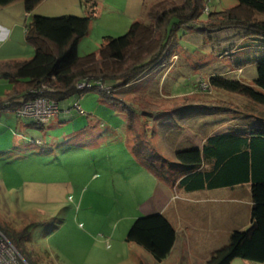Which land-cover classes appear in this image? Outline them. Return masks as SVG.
Returning <instances> with one entry per match:
<instances>
[{
    "label": "rangeland",
    "instance_id": "1",
    "mask_svg": "<svg viewBox=\"0 0 264 264\" xmlns=\"http://www.w3.org/2000/svg\"><path fill=\"white\" fill-rule=\"evenodd\" d=\"M52 1L40 8L44 12L41 14L60 17L57 15L63 12L64 1ZM236 4L237 0H208L213 11L229 9ZM31 18L24 0L0 6V64L34 56L35 47L26 39V26ZM112 21L98 22L97 28L84 38L87 43L82 44L80 52H97L103 36L123 35L133 23L125 25L124 21L120 23L121 19ZM190 31L191 28L184 26L177 32L173 42L179 46L178 53L163 69L150 71L128 86L126 96L116 92V100L104 98L103 103L97 92L89 91L83 94L80 103H75V96L60 102L61 108L71 112L72 118L66 124L59 126L61 122L54 121L42 128L31 125L36 122L32 118H18L7 105L0 109V227L31 263L136 264L134 258L137 256L145 261L151 258L145 250L126 241L130 228L141 216L166 207L174 211L177 206L174 196L185 192L176 183L170 189L140 164L128 149L127 141L130 139L133 145L140 138L153 149L157 148L166 160L174 161L178 149L210 133L257 126V120L247 112L263 114L264 104L216 88L210 78L223 75L254 84L256 65L243 69L237 63L242 59L252 62L264 58V46L259 50L255 48L262 43L260 39H249L252 37L249 28L207 30L205 35L199 30ZM204 36L209 40L204 41ZM244 42L255 47L242 52ZM164 74L166 76L162 77ZM13 86L10 80L0 77V96L4 97ZM114 101L118 104L116 108L109 105ZM149 103L154 107H148ZM77 104L86 114L78 112ZM91 113L95 116L93 119L101 121L94 142L78 138V144H61L65 137L76 134V129L88 124L90 117L87 116ZM20 120L29 125L23 128ZM131 124L134 126L129 127ZM258 125L264 127L259 122ZM39 140L44 145H38ZM27 178L68 186L66 197L48 204L25 202L18 186L20 188ZM183 195L181 204L186 205V194ZM246 217L243 214L232 220L230 236L235 231L250 228V225L244 226ZM214 234L202 245L200 239L201 242L196 241L197 247H184L182 253L172 258L170 254L162 264H205L213 253L205 260L206 251L220 246L223 241L224 236L219 238ZM138 261L141 264L143 260ZM145 264L161 263L146 261ZM231 264L264 262L235 258Z\"/></svg>",
    "mask_w": 264,
    "mask_h": 264
},
{
    "label": "trees",
    "instance_id": "2",
    "mask_svg": "<svg viewBox=\"0 0 264 264\" xmlns=\"http://www.w3.org/2000/svg\"><path fill=\"white\" fill-rule=\"evenodd\" d=\"M15 1L0 0V6H8ZM42 1L24 0L32 17L26 26V39L35 47V54L28 60L0 64V77L14 84L4 97L0 96V109L7 105L16 113L31 101L48 98L58 102L60 113V102L74 96L80 98L89 91L111 100L117 99L116 92L126 96L128 86L131 87L150 71L163 69L178 53L179 46L176 47L173 40L184 26L191 28L190 33L199 30L204 35L207 30L249 28L252 36L249 39H260L262 43L255 47L244 42L240 50L243 52L254 47L259 50L264 46V0H237L235 6L220 11H213L208 0H152L146 3L142 16L125 34L117 37L105 35L97 52L81 55L78 43L90 32L95 15L47 17L33 14ZM203 39L209 40L205 36ZM251 64L257 68L254 84L223 75L211 77L210 82L216 88L264 104V58L252 62L242 59L237 63L240 68ZM82 82L91 86L79 88ZM198 86L199 83L196 90ZM156 88L161 90L159 86ZM78 106L82 109L77 104L78 112L86 114ZM148 107L154 106L149 103ZM247 115L257 120V126L212 133L202 148L178 149L174 161L166 160L157 148L153 149L140 138L132 145L135 156L171 189L173 183L182 192L189 193L251 185L254 202L252 226L246 231L233 232L229 243L215 250L205 264H231L235 258L264 262V127L259 128L258 125V122L263 125L260 120H264V113L249 111ZM29 118L42 126L52 120L41 122L37 118ZM38 145L44 144L40 142ZM0 231L8 235L2 227ZM176 239L173 223L162 212L137 218L126 237L128 243L143 247L158 263L171 254ZM21 256L28 264H33ZM141 264L145 262L141 261Z\"/></svg>",
    "mask_w": 264,
    "mask_h": 264
},
{
    "label": "crops",
    "instance_id": "3",
    "mask_svg": "<svg viewBox=\"0 0 264 264\" xmlns=\"http://www.w3.org/2000/svg\"><path fill=\"white\" fill-rule=\"evenodd\" d=\"M51 1L52 0H43L42 2H40L35 8V10L33 11V14L44 13L43 11L40 10V8L50 3ZM63 1H64L65 8L63 9V12L58 13L60 15H57V16L75 15V16L83 17V16H89L91 14L95 15L93 18V21L91 22V29L88 35L91 34L97 28L98 22L101 23L104 20L113 22L112 21L113 19H115V21L117 19H121L120 23H123L124 21L125 25L134 22L136 19L142 16L143 11L145 9V5L147 2H149V0H63ZM53 2L54 1H52V3ZM60 3H63V2H60ZM29 15H31V13H29ZM87 36H85L84 38H86ZM84 38L81 39L78 43V52L81 55L87 54L86 51L80 52L82 49V44L86 41V39ZM251 65H254V64H251ZM251 65H247L243 67V69ZM255 78L256 77H254V79ZM82 97L77 98L75 100V103L77 102L80 103V99ZM103 99L104 98L99 97L100 101H102ZM102 102L104 103V101ZM109 105L114 106V108L118 106V104L111 103V102H109ZM123 111L128 114L126 109H123ZM70 114L71 112L69 110L61 108L60 113L57 114L54 118H52V120L48 124L52 125L54 121H56V123L58 121L61 122L59 126L61 124H66L72 118ZM15 115L20 119H27V118L18 116L16 113ZM92 115H93L92 113H91V116H89L88 114L87 117L88 118L90 117L89 118L90 120L88 121V124L83 129H76L75 130L76 134L65 137L64 140L60 141L61 144H66V146L72 145V144H78L77 142H79V140L82 141L86 139L92 140V143H93L94 140L96 139V135L99 133V130H96V129L99 127V122L101 121H96L95 119H93L95 118V116H92ZM123 115H126V114H123ZM123 117H127L128 119V116H123ZM20 121H21L23 128L29 125L27 122H22L23 120H20ZM260 121L263 122L262 124L264 125V120H260ZM31 125L42 126V125L35 124V122L33 124L31 123ZM45 127H46L45 125L42 126V128H45ZM211 134L212 133L206 135V137L201 138L199 141L190 142L186 148H190V147L191 148L192 147L202 148L203 145L206 143L207 138ZM23 135L26 136L25 134ZM39 142H42V141L39 140ZM127 146L130 152L135 157V159L140 164L148 168L133 153L132 144H131L130 139L129 141H127ZM27 147L29 149H32L31 145H27ZM20 188L18 186V189L20 192L19 195L21 196L22 200H24L25 202H40V203H45V204H48L57 198H61V197L65 198L66 197L65 194L68 191V186H63L62 184L48 182L46 180L37 181L35 179H28V178L21 182ZM183 194H186V202H187L186 205L181 204L183 203V201H181L182 198L180 197L181 196L183 197L184 196ZM224 200H227L226 204ZM173 201L176 202V205H177L176 207H174L175 208L174 211L169 210L168 207H166L165 210L163 209L165 211L164 214H166V216L170 219V221L173 223L177 231V239H176L174 248L171 252V258L173 257L174 254H178V252L182 253L183 251L182 248L184 247H191V246L197 247L198 243H196V241H200V239H202V242L200 241L201 245L202 243H206L204 240L209 239L213 233H215L214 235L218 236L219 238H221L220 235L224 236L223 241L220 239L221 240L220 246L227 245L231 238L229 234L232 228L231 226L232 220L238 219L237 217L243 214L247 215L244 226L245 225L246 226L250 225V227L252 226V208H253L254 202H253V195L251 192L250 184H247L244 186L225 187V188L212 189V190L205 189V190L194 191L190 193L185 192V193H182V195L178 197L177 195L174 196ZM178 201L180 202L178 203ZM179 205H181L182 207H180ZM185 207H187V210L183 209ZM163 210H161L160 212H162ZM168 210H169L170 216H168L167 214ZM20 211L24 212L22 211V209H20ZM155 212L156 211H154V213ZM171 212H172V215H171ZM233 228H236V226ZM133 245H136L139 248L145 250L143 247L137 244H133ZM220 246L218 247L212 246L211 248H209L206 251L207 253L204 255L205 260L208 259L210 253L219 249ZM145 251L148 254H150L147 250ZM150 256L153 260H151V258H148L146 256L147 257L146 261L156 262L151 254ZM138 259L143 260L146 263V261L142 259V257L137 256L136 258H134L136 264L139 263ZM164 261H166V259ZM163 262H161V264Z\"/></svg>",
    "mask_w": 264,
    "mask_h": 264
},
{
    "label": "built area",
    "instance_id": "4",
    "mask_svg": "<svg viewBox=\"0 0 264 264\" xmlns=\"http://www.w3.org/2000/svg\"><path fill=\"white\" fill-rule=\"evenodd\" d=\"M79 88L91 86L88 82H82ZM83 112V110L78 106ZM17 115L21 117L37 118L41 122H47L59 113L58 102L48 98H40L23 105L17 110ZM0 264H28L21 256L17 247L11 240L0 231Z\"/></svg>",
    "mask_w": 264,
    "mask_h": 264
}]
</instances>
